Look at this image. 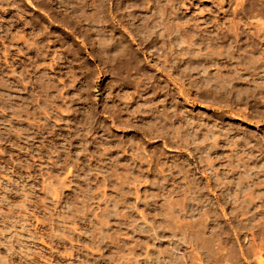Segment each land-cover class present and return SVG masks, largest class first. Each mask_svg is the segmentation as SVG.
<instances>
[{"label":"rangeland","instance_id":"1","mask_svg":"<svg viewBox=\"0 0 264 264\" xmlns=\"http://www.w3.org/2000/svg\"><path fill=\"white\" fill-rule=\"evenodd\" d=\"M0 264H264V0H0Z\"/></svg>","mask_w":264,"mask_h":264}]
</instances>
